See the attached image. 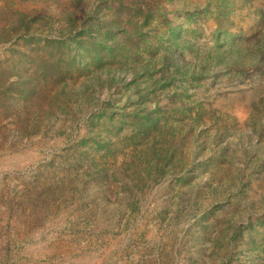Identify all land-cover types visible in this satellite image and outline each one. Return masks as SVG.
<instances>
[{
	"label": "rangeland",
	"instance_id": "rangeland-1",
	"mask_svg": "<svg viewBox=\"0 0 264 264\" xmlns=\"http://www.w3.org/2000/svg\"><path fill=\"white\" fill-rule=\"evenodd\" d=\"M0 264H264V0H0Z\"/></svg>",
	"mask_w": 264,
	"mask_h": 264
}]
</instances>
